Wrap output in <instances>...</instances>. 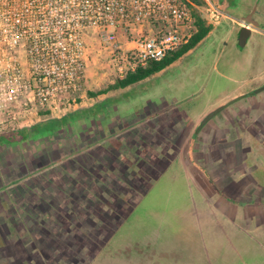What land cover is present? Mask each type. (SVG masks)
<instances>
[{
  "label": "rangeland",
  "instance_id": "1",
  "mask_svg": "<svg viewBox=\"0 0 264 264\" xmlns=\"http://www.w3.org/2000/svg\"><path fill=\"white\" fill-rule=\"evenodd\" d=\"M221 1L228 16L162 72L88 99L113 83L107 62L75 106L28 126L0 113V134L73 113L55 137L0 153V264H264V221L247 215L264 209V135L246 132L262 121L264 30L237 46L243 15L264 27V0ZM226 126L238 160L204 141Z\"/></svg>",
  "mask_w": 264,
  "mask_h": 264
},
{
  "label": "built area",
  "instance_id": "2",
  "mask_svg": "<svg viewBox=\"0 0 264 264\" xmlns=\"http://www.w3.org/2000/svg\"><path fill=\"white\" fill-rule=\"evenodd\" d=\"M196 11L210 26L227 17L218 0H0L3 122L18 124L20 114L28 126L40 111L84 98L90 34L107 51L115 82L187 45ZM120 35L132 47L123 48Z\"/></svg>",
  "mask_w": 264,
  "mask_h": 264
},
{
  "label": "trees",
  "instance_id": "3",
  "mask_svg": "<svg viewBox=\"0 0 264 264\" xmlns=\"http://www.w3.org/2000/svg\"><path fill=\"white\" fill-rule=\"evenodd\" d=\"M196 19V33L190 40V42L180 48L175 52L169 53L162 61L160 62H150L145 67L137 69L135 72L128 73L123 79H117L113 84L107 86V88L97 91L90 92L87 91L86 95L88 99H96L101 96L108 94L109 92L116 91L119 89H124L129 87L135 83L143 81L147 78L152 77L153 75L163 71L179 59H181L184 55H186L189 51H191L195 46H197L211 31L212 26L208 25L204 18L197 11L194 13ZM235 101V100H234ZM81 100H78L80 103ZM89 108H84L85 113H90ZM50 114L49 112H39L38 116H46ZM73 113L66 114L64 117L60 119H52L47 120L45 122H41L38 124H34L29 128H22L18 130L8 129V131H4L0 134V153H4L7 148H18L20 145L29 142V141H46L53 134V126L57 124L63 125L67 119H69L68 123H71V117ZM86 119H88L89 114L85 115ZM56 124V125H55Z\"/></svg>",
  "mask_w": 264,
  "mask_h": 264
},
{
  "label": "crops",
  "instance_id": "4",
  "mask_svg": "<svg viewBox=\"0 0 264 264\" xmlns=\"http://www.w3.org/2000/svg\"><path fill=\"white\" fill-rule=\"evenodd\" d=\"M223 1L224 0H222L221 2H223ZM225 12H226V9H225ZM226 14H227V12H226ZM251 15L254 16V13H251ZM227 16H228V14H227ZM243 16L245 17L246 15H243ZM243 16H240L238 18H241ZM237 26H239V23H237ZM261 29L264 30L263 23H261V22H258V27L251 26L250 36H251L252 33L262 34L261 33L262 32ZM250 36H249V38H250ZM249 38H248V40H249ZM248 40H247V42H248ZM119 42L121 43L122 47L125 48V49H128V48L132 47V44H129L126 41V38L123 35L119 36ZM87 48H88L90 56H89L88 61L85 63V66H86V69H85V87H86V89H92L91 88L92 85H98L99 82H105L106 81V75L107 74L105 73L106 72L105 63H107V55L108 54H107V51L105 49L102 50L101 46L96 42L94 33L90 34V36H88ZM93 72H95V73H93ZM100 72H103V73H100ZM239 94L240 93L238 91L234 92V93H231V95H229V97H227L228 99L222 100L220 105H224L227 102V100H230V99H234L235 101H237L239 99L244 98L243 96L239 97L240 96ZM253 99L254 98L251 97V96L248 97V101L252 102ZM251 102H250L251 107L257 109L258 105H255V104H253V102L252 103ZM229 103H231V102H229ZM261 110L262 111H260V112H262V121H261V119H259L256 116L255 117H251L249 119L250 120L249 121L250 125H249V127H247L246 132L249 131V132L253 133L254 135H256V134L260 135V136L262 135L261 136V138H262L263 135H264V108H261ZM251 112H253L252 109H251ZM199 120H197L195 122V126H196V124L198 122H200ZM192 124H194V123H192ZM216 130H219V132H221L222 134L220 136L214 135V136H212V138L210 140L206 139L204 141L205 142H209L210 141L211 144L214 147L216 146V148H220V149L221 148H225V149L227 148V149H229V151H230L229 159L230 160H235V159L238 160V155L241 152H240V150L237 149L238 148L237 139L235 140V142L233 141L234 140V135H233L234 132H232V131L234 130V127L230 126L228 128V126H226V128H224V129H221V128L217 127ZM195 132H196V129L193 132V134H191L189 136V138L187 140L188 144L191 143V140H192V137H193L192 135H195ZM260 136H259V139H260ZM207 137H208V135H207ZM217 139H219V142H218ZM217 143H220L221 146L219 144L220 147L219 146L217 147ZM214 147L211 148L212 150L210 152H212V153L216 152L214 150ZM225 155L226 154H224L222 149H221L220 153H218V156H222V157H218V158L226 159ZM220 182H222V179L220 180ZM258 192H259L258 188L254 187L252 189V194H258ZM225 203L228 204V202H225ZM220 205L222 206V204H220ZM224 205H225V207L227 206L226 204H224ZM235 208L236 207L232 206L231 204L226 207V209L228 210L229 213H233L232 210H235ZM247 215L248 216L250 215L252 218H260L262 221H264V209L263 208L262 209L261 208L257 209L256 207H252L251 206V208L249 209V213H247Z\"/></svg>",
  "mask_w": 264,
  "mask_h": 264
},
{
  "label": "water",
  "instance_id": "5",
  "mask_svg": "<svg viewBox=\"0 0 264 264\" xmlns=\"http://www.w3.org/2000/svg\"><path fill=\"white\" fill-rule=\"evenodd\" d=\"M252 15H248L245 18H243V24L240 27V30L238 32L237 36V46L238 48L242 49L251 33V26L258 27V23L255 20L251 19ZM234 101V100H233ZM225 105L219 106L218 108L211 111L209 114H207L203 120L199 123L198 127L196 128V132L201 130V128L209 122L214 116H216L220 111L224 109Z\"/></svg>",
  "mask_w": 264,
  "mask_h": 264
},
{
  "label": "flooded vegetation",
  "instance_id": "6",
  "mask_svg": "<svg viewBox=\"0 0 264 264\" xmlns=\"http://www.w3.org/2000/svg\"><path fill=\"white\" fill-rule=\"evenodd\" d=\"M250 15H251V14H250ZM245 17H246V16H245ZM245 17H244V18H245ZM251 19L254 20V19H253V16H251Z\"/></svg>",
  "mask_w": 264,
  "mask_h": 264
}]
</instances>
